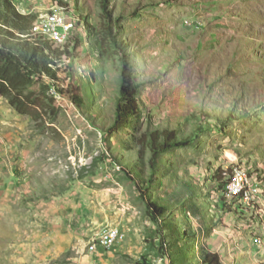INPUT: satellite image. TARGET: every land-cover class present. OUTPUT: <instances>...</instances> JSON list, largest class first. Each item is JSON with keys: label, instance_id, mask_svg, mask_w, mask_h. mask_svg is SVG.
Segmentation results:
<instances>
[{"label": "rangeland", "instance_id": "374dc122", "mask_svg": "<svg viewBox=\"0 0 264 264\" xmlns=\"http://www.w3.org/2000/svg\"><path fill=\"white\" fill-rule=\"evenodd\" d=\"M22 1L37 5L24 9L37 35L50 39L42 31L57 30L53 19L74 22L78 47L55 80L24 85L19 110L0 94V264H203L202 243L223 264H264V0L106 3L112 34L130 42L143 124L194 138L152 178L148 195L168 207L162 225L124 172L136 167L123 141L131 129L104 132L122 61L102 1ZM228 168L231 211L216 179ZM181 185L197 218L168 200Z\"/></svg>", "mask_w": 264, "mask_h": 264}, {"label": "trees", "instance_id": "16d2710c", "mask_svg": "<svg viewBox=\"0 0 264 264\" xmlns=\"http://www.w3.org/2000/svg\"><path fill=\"white\" fill-rule=\"evenodd\" d=\"M101 1L105 12L108 14L106 33L119 49L122 61L121 90L115 109L114 122L104 132L107 134V132L115 130L124 131L127 128L131 129L132 132L123 141L124 148L136 154V167L133 170L136 173L125 168L124 172L132 179L141 193V199L145 204L147 215L157 225H162L161 219L168 211V207L158 199V197L161 198L162 196L160 193L155 198H151L148 195L149 191L154 189L152 178L160 175L165 170L162 164L168 153L178 147L186 146L194 138L170 127L156 126L153 123L143 124V109L140 105L139 96L140 83L135 76L132 65L129 50L130 42L124 39L119 40L117 35L112 34V26L110 24L113 21L110 12L106 9L108 0ZM55 10L57 8L49 12ZM118 18H121V16ZM36 21V15L26 14L18 8L17 0H0V94L8 97L10 103L18 110L22 103L19 100V95L22 94L24 85L32 82L36 77L42 76L55 80L57 78L56 68L59 63L63 60H70L78 47V41H75V39V45H72L73 38L71 39V36L66 43L55 44L53 42L55 40L51 36L46 35L50 38L48 39L43 37V35H37L34 32V28L32 29ZM118 31L119 29L116 32ZM15 93L17 94L14 95ZM220 122L221 124L227 123L225 119ZM202 131V129L200 132L199 130L196 131L193 136H198ZM170 164H172V159H170ZM136 174H146L148 176L146 184L143 182L145 177L140 181ZM216 179L224 197L225 207L231 211L232 207L229 205L228 198L235 199V197H230L226 189V185L231 180L230 168L219 171ZM244 191L245 189L241 191V194H244ZM192 193L193 191L188 187L181 185L179 191L169 195L168 200H174L178 204L183 203L187 213L193 218H197L201 213L196 203H186V201L184 203L183 201L185 197H193ZM159 230L162 232V228H159ZM202 232L204 233L203 229ZM162 240L164 241L163 238ZM162 245H165V243H162ZM200 259L203 264H223L221 255L216 251L210 250L205 243L201 244ZM143 262L142 264H146V259Z\"/></svg>", "mask_w": 264, "mask_h": 264}, {"label": "built area", "instance_id": "2783aa9c", "mask_svg": "<svg viewBox=\"0 0 264 264\" xmlns=\"http://www.w3.org/2000/svg\"><path fill=\"white\" fill-rule=\"evenodd\" d=\"M62 14H64V11H62ZM73 21H75V20H73ZM52 22L57 23V30H50L49 29V23H46V24H44V30L42 31V34H49L50 36L53 37V39L56 37H67L69 39V35H71V33H72V32H69V30H68V22L69 21H60V18H56V19H53ZM234 165H237V164H234ZM231 180H232V178H231ZM239 190H240L239 186H236L235 192H239ZM253 196L257 197L256 190H255V194H253ZM114 240H113V243H114Z\"/></svg>", "mask_w": 264, "mask_h": 264}, {"label": "crops", "instance_id": "0c3cea01", "mask_svg": "<svg viewBox=\"0 0 264 264\" xmlns=\"http://www.w3.org/2000/svg\"><path fill=\"white\" fill-rule=\"evenodd\" d=\"M38 3V2H37ZM17 4H18V8L22 11V12H24V9H25V7H30L31 9L32 8H37V5L35 6L34 4V6L30 3V4H26V3H24V1H22V0H17ZM39 6V5H38ZM25 13V12H24Z\"/></svg>", "mask_w": 264, "mask_h": 264}, {"label": "bare ground", "instance_id": "6f19581e", "mask_svg": "<svg viewBox=\"0 0 264 264\" xmlns=\"http://www.w3.org/2000/svg\"><path fill=\"white\" fill-rule=\"evenodd\" d=\"M72 27V28H71ZM73 27H74V22H69L68 23V30H69V32L73 29ZM234 180L236 181V173L234 172ZM238 183V180L235 182V184H237ZM243 189H245V188H243ZM241 187H240V194H241V191L243 190ZM241 195H245V191H244V194H241Z\"/></svg>", "mask_w": 264, "mask_h": 264}]
</instances>
